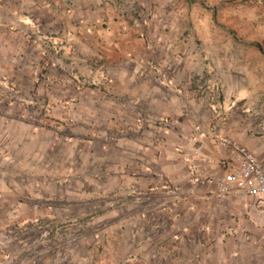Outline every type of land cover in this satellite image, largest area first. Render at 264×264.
<instances>
[{
	"label": "rangeland",
	"instance_id": "374dc122",
	"mask_svg": "<svg viewBox=\"0 0 264 264\" xmlns=\"http://www.w3.org/2000/svg\"><path fill=\"white\" fill-rule=\"evenodd\" d=\"M121 8L141 18L133 3ZM75 11L74 1L0 0L4 67L35 55L26 84L0 71V264H264L263 208L260 224L196 218L165 174L182 168L160 125L163 95H177L180 119L191 101L210 108L213 68L188 72L160 33L139 37L128 58L67 51Z\"/></svg>",
	"mask_w": 264,
	"mask_h": 264
},
{
	"label": "crops",
	"instance_id": "0c3cea01",
	"mask_svg": "<svg viewBox=\"0 0 264 264\" xmlns=\"http://www.w3.org/2000/svg\"><path fill=\"white\" fill-rule=\"evenodd\" d=\"M59 1H74L75 12L82 20L80 29L71 27L74 34L68 39L75 43L69 42L67 51L74 46L92 54L97 47L124 48L121 53L128 58L134 55L139 37L160 33L159 42L169 50L173 62L187 64L188 72L200 71L205 65L213 68L222 83L218 113L191 101L187 116L180 119L179 115L184 113L177 95L170 99L163 95L160 125L164 131L172 132L169 143L176 148L182 168L165 174L180 188L177 204L188 208L194 217L229 222L240 216L262 223L261 210L253 198L232 194L220 201L206 200L203 197L209 183H195L194 175L184 167L189 160L201 159L210 168L201 177L226 172V163L233 164L234 156L216 143L215 133L232 137L264 162V0H112L108 5H102L101 0ZM127 1L138 8L141 18L124 14L121 6ZM22 53L18 54L15 70L5 68L6 61L1 59L0 71L17 72V82L26 84L33 79L35 66L30 60L35 55L30 50L29 56ZM200 144L203 148L196 153ZM191 178L192 189L185 185ZM226 234L221 233V237Z\"/></svg>",
	"mask_w": 264,
	"mask_h": 264
},
{
	"label": "built area",
	"instance_id": "2783aa9c",
	"mask_svg": "<svg viewBox=\"0 0 264 264\" xmlns=\"http://www.w3.org/2000/svg\"><path fill=\"white\" fill-rule=\"evenodd\" d=\"M40 32V30H38ZM206 91L209 92L210 109L218 113L217 101L222 92V83L212 71L204 79ZM203 133L202 129H198ZM216 143L228 150L234 156L233 164L226 163V172L220 176L201 177L199 165L191 167L194 182L209 183V190L204 194L206 200H222L232 194H242L253 198L255 206L264 209V162H262L251 150L237 143L232 137L215 133ZM203 148L200 144L195 152L199 153Z\"/></svg>",
	"mask_w": 264,
	"mask_h": 264
}]
</instances>
